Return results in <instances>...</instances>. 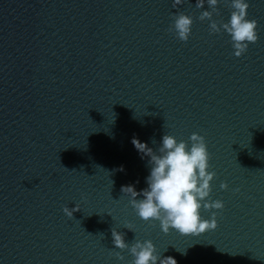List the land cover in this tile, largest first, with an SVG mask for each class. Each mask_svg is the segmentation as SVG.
<instances>
[{"label": "water", "instance_id": "1", "mask_svg": "<svg viewBox=\"0 0 264 264\" xmlns=\"http://www.w3.org/2000/svg\"><path fill=\"white\" fill-rule=\"evenodd\" d=\"M204 8L0 0V264H131L113 228L178 264H264V0H249L258 40L239 57L199 19ZM209 10L226 22L233 9ZM179 12L193 17L187 41L171 27ZM193 132L216 173L209 198L224 207L201 209L216 212L215 229L164 233L121 191L149 174L131 141L155 151L163 134L190 144Z\"/></svg>", "mask_w": 264, "mask_h": 264}, {"label": "clouds", "instance_id": "2", "mask_svg": "<svg viewBox=\"0 0 264 264\" xmlns=\"http://www.w3.org/2000/svg\"><path fill=\"white\" fill-rule=\"evenodd\" d=\"M184 0H173V7L181 5ZM233 9L229 19L217 22L212 19L213 13L209 9L216 8L219 0H195L197 8H204L199 19L209 21V31L226 32L232 42L234 55L241 56L248 48L249 43L258 40L257 20L249 19L247 9L249 0H229ZM193 17L184 12L174 16L171 25L176 36L187 41L191 33ZM189 140L177 139L170 134H163L159 146L154 151L147 142L138 137L132 138V144L143 159L149 157V174L145 177L146 187L136 190L134 184L122 185L121 191L128 194L130 204L137 215L144 220H158L164 233L171 229L180 234H201L209 229H215L217 221L216 212H211V218H204L201 209H222L224 203L221 199H210L211 181L216 173L210 171L208 151L205 138L193 132ZM122 170V166H121ZM226 182H221L220 187L227 188ZM80 209L78 204L74 208L65 206L63 211L69 217ZM131 229V225H127ZM112 243L118 249H128L133 256L131 264H178L173 256H163L156 251V246L150 239H136L129 244L124 239V234L112 229ZM123 260L121 253L116 254Z\"/></svg>", "mask_w": 264, "mask_h": 264}]
</instances>
